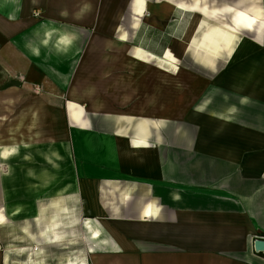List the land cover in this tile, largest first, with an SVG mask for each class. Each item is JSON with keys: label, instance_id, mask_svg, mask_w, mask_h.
<instances>
[{"label": "crops", "instance_id": "1", "mask_svg": "<svg viewBox=\"0 0 264 264\" xmlns=\"http://www.w3.org/2000/svg\"><path fill=\"white\" fill-rule=\"evenodd\" d=\"M137 1L0 0L10 21L25 3L50 20L0 69V229L18 223L16 264H43L66 230L87 244L58 264H264V5L248 25L232 16L243 0ZM175 11L200 21L154 20ZM126 14L176 37L132 46L115 36ZM238 35L251 41L227 53Z\"/></svg>", "mask_w": 264, "mask_h": 264}, {"label": "rangeland", "instance_id": "2", "mask_svg": "<svg viewBox=\"0 0 264 264\" xmlns=\"http://www.w3.org/2000/svg\"><path fill=\"white\" fill-rule=\"evenodd\" d=\"M24 2H30V0H23ZM232 0H215V4L220 3H228ZM249 1V0H245ZM257 2L259 0H256ZM262 4L264 5V0H260ZM25 3L23 7V12L17 14V18L15 21H10L8 18H5L3 13H0V69H2V60L7 59L9 57L10 62V69H12V64H14L16 61V55H24L27 53L31 48L38 45L41 38H45L46 32L44 31V22L50 21L48 19H45L43 14H40L38 11H35L33 8H31L29 11H27L29 8L27 4ZM10 12L9 7H6L4 12ZM1 12V11H0ZM236 14H233L232 16L235 17ZM193 16H195L199 20V14H178L176 11L173 13H170L167 15V17H162L161 14H154V20L155 21H168V22H188L190 21ZM231 18V17H230ZM225 17H223L221 20L225 21ZM197 20V21H198ZM200 21V20H199ZM204 21V20H202ZM258 21V20H257ZM134 22V23H131ZM123 25L121 27V30L116 32L115 36H119L122 39L127 40V43L131 44L132 46H142L144 47L147 43L151 45L153 44L155 50L161 51L163 50V46H165L166 42L169 41L170 37H173V39L176 37L174 34L177 32L176 30H166V31H151L146 28H139L136 26V21L133 20V15L126 14L124 15ZM205 24L199 29L198 34L196 35V38L199 39L202 36V33L206 31L207 27L212 24L211 22H204ZM97 29L90 26L88 29L81 31L83 34L81 38L87 39V38H94L98 36ZM169 35V36H168ZM114 36V35H113ZM246 36L252 37L253 34L249 33ZM52 38V35L50 36ZM54 37V35H53ZM239 41V42H238ZM243 41L250 42L251 39L244 38L242 35L235 36V42L231 45L230 49L227 50V53L232 52L233 54L237 52V50L241 49V46L239 43ZM195 42V41H194ZM198 42V41H197ZM172 44L170 48L171 52L178 53V43L175 40H172L170 43ZM254 44L252 50V54H261L264 53V44L257 45ZM188 47V46H187ZM203 47V46H200ZM199 47V48H200ZM208 47V46H207ZM209 48V47H208ZM189 49V47H188ZM224 49L220 50L219 52L223 51ZM188 51V50H187ZM82 52V51H81ZM192 51L187 52V54H191L194 56V59H196V55ZM197 60V59H196ZM198 61V60H197ZM17 63V62H16ZM188 63V61H187ZM202 63V62H201ZM207 65V64H204ZM191 68V66L189 67ZM5 223V219L2 215V212L0 210V225ZM50 223H44L43 224V234L45 233L47 227ZM8 225L10 228H7ZM18 223L11 222L9 224H5V228L2 230L0 229V250H2V244L4 246L10 244L9 250L13 255H11V258L9 259L12 264H16L17 262H20L22 259L19 258V246H24L25 242L24 239H19L17 237H12V231L13 229H17ZM70 225V224H69ZM69 225L66 226L69 227ZM70 235V236H66ZM43 243L45 241V237L43 235ZM55 250L52 253H48L47 259H44L43 264H58L60 262H68L70 259L69 255H66V247L68 246H74L83 243V245L87 244L85 243L84 239L82 237L77 238V236L72 237V233L68 232L66 230L65 234H62L60 238L53 239L52 240ZM38 249V248H37ZM76 252V249L74 250ZM71 258H76L78 255L73 254L70 255ZM26 259H28V255H26ZM0 261L1 254H0Z\"/></svg>", "mask_w": 264, "mask_h": 264}, {"label": "bare ground", "instance_id": "3", "mask_svg": "<svg viewBox=\"0 0 264 264\" xmlns=\"http://www.w3.org/2000/svg\"><path fill=\"white\" fill-rule=\"evenodd\" d=\"M243 3L242 12H238L237 15V19L239 21H241V19H244L245 21H248V25H251L252 23H254V21L256 22L257 20H260L262 18V11L261 8L259 7V5L257 4L256 0H249V1H245L243 0L241 2V4ZM137 11H139V13L142 10V5L143 3L139 0L137 1ZM246 4V5H245ZM222 33V32H221ZM224 33V32H223ZM225 35V34H224ZM225 37V36H224ZM223 38V37H222ZM212 39V38H211ZM210 45V44H209ZM208 46V45H207ZM199 50H203V53H210L211 51H209V48H202V47H196L195 51H199ZM138 51V50H137ZM137 53V52H136ZM144 55V54H142ZM211 55V54H210ZM139 56V55H138ZM143 57V56H142ZM213 59V58H212ZM158 62V61H157ZM163 62V61H162ZM212 62V61H211ZM161 64V63H159ZM168 65V64H167ZM171 66V65H170ZM145 127V126H144ZM146 129V127H145Z\"/></svg>", "mask_w": 264, "mask_h": 264}, {"label": "water", "instance_id": "4", "mask_svg": "<svg viewBox=\"0 0 264 264\" xmlns=\"http://www.w3.org/2000/svg\"><path fill=\"white\" fill-rule=\"evenodd\" d=\"M252 247L256 253L264 254V239H255Z\"/></svg>", "mask_w": 264, "mask_h": 264}, {"label": "built area", "instance_id": "5", "mask_svg": "<svg viewBox=\"0 0 264 264\" xmlns=\"http://www.w3.org/2000/svg\"><path fill=\"white\" fill-rule=\"evenodd\" d=\"M33 250H34V251H37L38 249H37V247H36V248H34Z\"/></svg>", "mask_w": 264, "mask_h": 264}]
</instances>
